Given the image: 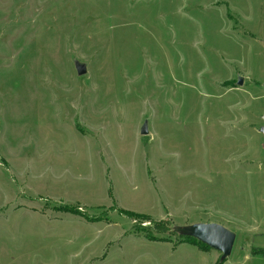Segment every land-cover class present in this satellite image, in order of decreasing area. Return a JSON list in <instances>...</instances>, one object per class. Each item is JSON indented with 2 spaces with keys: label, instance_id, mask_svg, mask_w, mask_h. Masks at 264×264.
Here are the masks:
<instances>
[{
  "label": "rangeland",
  "instance_id": "obj_1",
  "mask_svg": "<svg viewBox=\"0 0 264 264\" xmlns=\"http://www.w3.org/2000/svg\"><path fill=\"white\" fill-rule=\"evenodd\" d=\"M262 128L264 0H0V264H264Z\"/></svg>",
  "mask_w": 264,
  "mask_h": 264
},
{
  "label": "water",
  "instance_id": "obj_2",
  "mask_svg": "<svg viewBox=\"0 0 264 264\" xmlns=\"http://www.w3.org/2000/svg\"><path fill=\"white\" fill-rule=\"evenodd\" d=\"M78 75L85 73L84 64L74 62ZM243 78L238 77L237 85H242ZM264 131V128L261 129ZM140 133L145 135L148 133L146 122H144ZM175 230L184 236H191L196 240L204 243L208 247L221 253L220 259L224 260L231 252L235 241V233L223 225L216 222H196L189 225L177 226Z\"/></svg>",
  "mask_w": 264,
  "mask_h": 264
},
{
  "label": "trees",
  "instance_id": "obj_3",
  "mask_svg": "<svg viewBox=\"0 0 264 264\" xmlns=\"http://www.w3.org/2000/svg\"><path fill=\"white\" fill-rule=\"evenodd\" d=\"M181 235V234H180ZM181 236H183V237H186V238H188L189 240H194V241H198V240H196L195 238H193V237H191V236H184V235H181ZM200 242V241H199ZM200 243H202V242H200ZM202 244H204V243H202ZM205 245V244H204ZM205 246H207V245H205Z\"/></svg>",
  "mask_w": 264,
  "mask_h": 264
}]
</instances>
